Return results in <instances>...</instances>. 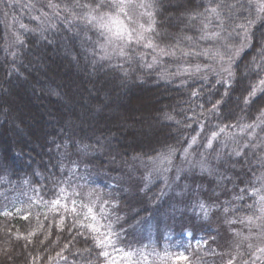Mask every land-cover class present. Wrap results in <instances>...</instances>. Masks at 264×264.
Segmentation results:
<instances>
[{
	"label": "trees",
	"instance_id": "1",
	"mask_svg": "<svg viewBox=\"0 0 264 264\" xmlns=\"http://www.w3.org/2000/svg\"><path fill=\"white\" fill-rule=\"evenodd\" d=\"M226 2L245 5L235 23L250 34L232 80L220 71L224 61L181 56L180 49L194 47L185 39L198 34L201 20L193 17L211 0H158L135 9L138 23L152 24L145 35L154 48L133 42L126 56L117 54L121 43L113 52L107 45L105 54L106 30L93 27L91 42L83 43L79 29L62 23L63 13L55 31L25 33L0 0V264H110V249L131 264H249L241 224L230 215L251 212L264 158L224 152L210 175L185 172L174 187L148 167L169 152L179 159L193 137L197 158L210 163L224 135L257 130L264 137V118L256 119L264 92L250 104L242 99L255 79L248 66L264 32V0ZM22 22L35 24L30 16ZM199 44L196 51L211 46ZM174 45L176 57L159 51ZM196 64L207 79L176 75ZM221 79L232 88L215 83ZM213 132L219 140L205 156Z\"/></svg>",
	"mask_w": 264,
	"mask_h": 264
},
{
	"label": "snow or ice",
	"instance_id": "2",
	"mask_svg": "<svg viewBox=\"0 0 264 264\" xmlns=\"http://www.w3.org/2000/svg\"><path fill=\"white\" fill-rule=\"evenodd\" d=\"M157 4L158 0H150V2L140 0L139 3H137L136 0H59V2L55 3L53 0H47L46 3H40L39 0H34V2L22 5L29 13L30 19L35 21L34 26L29 27L20 20H16L14 23L18 24L19 29L25 33L31 32L37 35L42 33L46 34L50 30L55 31L57 22L61 21V13H63L62 23L68 25L69 29H79L77 34L83 35V43L91 42V37L87 35V32L93 27L97 30H101V34L103 35V30L112 33L113 26H116L117 31L112 33V35L115 36L116 40L121 41L117 54L119 56H126L125 47L133 42L139 43L147 41L144 46L154 48L152 40L145 35L146 33L154 32L152 24L149 23L146 27L145 24L138 23L133 18V15L135 9H151L156 7ZM244 7L245 5L243 4L228 3L226 0H211V4L208 8H205L203 12L197 13V15L193 17V21L197 19L201 20L200 27L197 30L198 34L195 39L191 36H186L185 39L194 47L190 51L180 49L181 56H203L211 61H216L218 59L224 61V63L221 64L220 71L227 74L228 80H232L234 77L232 71L233 61L240 50L248 46L250 35L245 24L237 25L235 23L237 9H242ZM32 10H36L38 14L36 16H31L30 13ZM262 11H264V9H262ZM143 14L147 15L149 18L153 15L151 11H146ZM121 16L125 17L129 21V24H125ZM251 23H253V21L248 19L247 25ZM44 38L47 39V36L45 35ZM17 41L22 47L24 42L20 40L19 37H17ZM200 41L210 42L211 46L196 51L195 48L200 46ZM108 43H113L112 36L108 37ZM178 47L179 45H174L171 51H165L162 48L159 49V51L162 55L176 57V49ZM253 47L258 48L259 51L256 57L250 62L248 72L251 73L255 79L250 80L244 88V92L246 93V95L242 97L244 104L252 103L258 93L264 92V32L260 33L258 42ZM149 67H151V65H149ZM201 71L200 64H196L194 68H183L181 71H178L176 75L186 74L191 78L207 79L206 76L197 75L201 73ZM245 79H249L247 74L245 75ZM228 80L221 79L215 81V83H222L230 90L232 85L228 83ZM192 95L195 96L197 93L193 92ZM221 102L222 101H217L213 104V110H215ZM256 112L258 113L256 119L264 118V102L256 106ZM167 118L171 119V117ZM253 126V124L247 125L248 128H252ZM223 131L224 129L221 128L220 132L223 133ZM212 136L215 138L217 133L213 132ZM192 143H196L195 137H193ZM207 146L211 148L212 142L209 141ZM170 157L171 152L163 157L161 164H163L165 160L171 163ZM156 170L159 171L160 168L157 167ZM260 199L264 202V196H261ZM58 203V201L54 202V206ZM260 210L264 212V203L261 204ZM92 211V208L89 207L88 212L92 213ZM93 219H95V217H93ZM89 227H91V225H89ZM105 239H107V237H105ZM102 244L103 240H101V245ZM260 250L264 251V249ZM103 255L107 257L108 253L104 252Z\"/></svg>",
	"mask_w": 264,
	"mask_h": 264
},
{
	"label": "rangeland",
	"instance_id": "3",
	"mask_svg": "<svg viewBox=\"0 0 264 264\" xmlns=\"http://www.w3.org/2000/svg\"><path fill=\"white\" fill-rule=\"evenodd\" d=\"M5 1L7 3L8 9L11 11H15L11 14L12 18L21 21H28L29 13L22 7L23 4L30 3L28 0L25 2H20V0ZM32 14L33 13L31 11L30 15ZM133 18L135 20L138 19L137 16ZM124 23L127 24L126 22ZM116 31V26H113L112 33H115ZM112 33H108L107 31L105 32L104 50L106 55L107 45H109L110 51L113 52L121 43V41L116 40L115 36L112 35ZM7 34L10 37H15L10 29H8ZM109 36H112L113 43H108ZM11 41H14V39L11 38ZM256 135L257 130H250V132L246 133L238 132V134H236L235 136L229 134L224 135L220 141L221 145L220 149L218 148L219 151H217V153L212 158V163H210L208 160H205L203 156L198 159L197 157L199 156V153L196 150H192L196 146V143L193 144L191 142L185 153L182 154L179 159H173L170 157L171 163L165 160L163 164H161V160L163 158L150 161V165L148 166L150 167L149 175H151L152 177H157V179H159L161 182L173 186L179 181L180 177L185 172L190 173L193 171L198 175H210L211 167L217 164L218 160L222 158L224 152L231 154L232 152L236 151L234 153L236 155L240 152H243L244 150L246 152L248 150V152H250L251 154H259L260 157L264 158V137L262 136L258 138ZM216 140H219L218 134L215 138L212 136V134L208 137L205 144V149L203 150L205 156L210 154V151L212 149V147L209 148L207 146L208 142L211 141L213 145ZM157 167L160 168L159 171L156 170ZM252 194L254 196V205L250 209L251 212L239 219H236L233 215H230V217L231 221H233L234 223L241 224L240 235L242 237H246L244 241L248 243L249 253L247 255L248 258L245 261L249 264H264V251L260 250L264 249V212H261L260 210L261 204L264 203L260 199L261 196H264V170L263 173L259 175L258 178L254 181L252 185ZM109 243L110 241H108L106 245L109 246ZM110 253L112 255L110 264H131L129 258L114 254L111 249Z\"/></svg>",
	"mask_w": 264,
	"mask_h": 264
}]
</instances>
